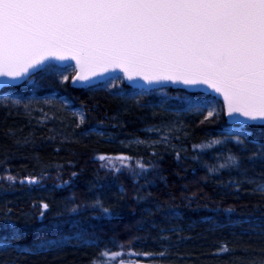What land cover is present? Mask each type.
I'll return each instance as SVG.
<instances>
[{
  "label": "trees",
  "instance_id": "1",
  "mask_svg": "<svg viewBox=\"0 0 264 264\" xmlns=\"http://www.w3.org/2000/svg\"><path fill=\"white\" fill-rule=\"evenodd\" d=\"M54 86L71 107L60 109L52 121L0 105V241L10 245L0 251V264H93L110 243L125 252L153 253L127 257L146 262L264 264V194L255 191L264 183V157L249 160L264 150V126L245 125L248 135L240 145L226 130L224 112L207 120L191 116L180 120V132L165 135L167 145L130 152L124 144L148 140L149 127L164 121L162 113L141 105L156 97L132 101L95 87H74L71 80ZM2 89L11 95L23 90ZM72 108L83 112L80 127ZM214 140L222 143L196 147ZM122 154L152 168L142 174L133 160H96ZM229 155L240 157L241 166L220 168ZM31 177L39 184L21 183ZM42 203L49 210L42 211ZM77 233L93 244L22 250ZM225 246L228 251H221Z\"/></svg>",
  "mask_w": 264,
  "mask_h": 264
},
{
  "label": "snow or ice",
  "instance_id": "2",
  "mask_svg": "<svg viewBox=\"0 0 264 264\" xmlns=\"http://www.w3.org/2000/svg\"><path fill=\"white\" fill-rule=\"evenodd\" d=\"M49 53L71 54L70 60H60L65 71L79 66L71 75L73 85L91 84L88 72L111 65L123 70L130 83L204 88L222 100L223 112L231 119L264 126V0H0V87L30 79L38 69L52 65L55 56L48 58ZM128 73H135V79ZM103 74L118 79L114 73ZM59 75L62 83L69 80V75ZM183 101L191 110L206 112L205 120L219 114L215 100L193 94ZM76 115L80 127L85 117ZM247 135L241 132L236 143L243 145L241 136ZM221 143L214 140L196 147ZM258 156L264 157V150L253 152L249 160ZM241 164L240 157L229 155L220 168ZM137 167L145 169L142 163ZM7 179L15 182L13 176ZM26 180L37 183L35 177ZM257 190L264 193V184ZM152 256L105 249L93 264H113L117 258L126 264L125 257ZM127 264L140 261L128 259Z\"/></svg>",
  "mask_w": 264,
  "mask_h": 264
},
{
  "label": "rangeland",
  "instance_id": "3",
  "mask_svg": "<svg viewBox=\"0 0 264 264\" xmlns=\"http://www.w3.org/2000/svg\"><path fill=\"white\" fill-rule=\"evenodd\" d=\"M65 67H66L65 64H54V63H52V65L50 66H46L40 72L35 74L32 78L19 84L23 89L22 93L20 94L11 95L8 94V92L7 93L3 92L4 90L0 88V105L8 104L14 107H21L23 108V111L25 113L35 116L41 122L52 121L60 109H63L64 107L66 108L71 107L69 101L58 95V92L54 86L55 82H57V84H62L61 76L59 75L60 72H63L64 75H69V80H71V75H76V66L75 69L68 68L67 71H65ZM113 84H115L116 87H113ZM125 85L128 86L125 78L122 75H120L118 76V79L113 78L104 82H98L94 85L85 86V87H95L96 89L105 90L107 92L113 93L114 95L132 101H137V98H145L149 96H154L157 98V102L148 103L147 105H143V104L141 105L145 106L146 108H150L153 111H159L160 113H162V117L164 121L160 122L157 125H153L149 127L148 140L136 139V140H131L126 144H124V148L130 152L131 151L136 152L137 147H144L147 150H152L159 147L160 145H167L166 140H164L163 138L166 137L165 136L166 134H176L180 132L182 127L180 120L182 118L191 117V116L205 117L207 115L206 112L201 114L194 110H191L189 105L183 101L184 97L191 96L195 93H189L185 90L169 88V87L151 89V88H139V87L130 86V88L128 89L125 87ZM201 96L204 99L215 100L218 113L220 114L221 112H223V103L217 97L209 93H203V95ZM5 97H8V99L5 100L4 99ZM14 100H19L20 103L14 104L13 103ZM65 101H67V103H64ZM69 111L74 117H76L78 121H79V116L76 115V113L83 114L81 109L72 108ZM245 125L246 124L229 125V127L226 130L229 134L239 135L241 132H244ZM171 148L173 150L175 149V147L173 146H171ZM100 156H106L111 159L112 158L115 159L116 157H131L130 160L135 161L136 165L140 163L145 165L144 170H141L138 167L141 170L142 174L147 173L152 168L151 164L149 163L146 164L142 158H134L128 154H122L114 157L107 155H100ZM100 156H97L96 160L102 162V160L99 159ZM39 182L40 181L37 179V183H33V184H39ZM255 191L264 194L258 191L257 188L255 189ZM43 204L46 203L41 204V210L42 211L49 210V207L46 210L43 209L42 208ZM72 243H77L79 245H90L93 244V241L87 238L84 233H77L75 236H64L59 239L48 240L46 238V240H42L38 243H34V245H32L31 247H24L22 248V250L33 253L44 252V251L59 249L66 245H71ZM9 247L10 245L7 242L0 241V251L5 250ZM105 249L111 251L121 250L120 246L114 245L113 243L105 245L102 251ZM125 260L126 261L128 260L127 257ZM113 263H115V261Z\"/></svg>",
  "mask_w": 264,
  "mask_h": 264
},
{
  "label": "water",
  "instance_id": "4",
  "mask_svg": "<svg viewBox=\"0 0 264 264\" xmlns=\"http://www.w3.org/2000/svg\"><path fill=\"white\" fill-rule=\"evenodd\" d=\"M53 55L55 56V59L53 60V63L54 64H64L60 60V57L61 56H63V59L65 61L70 60V57H71V54L70 53H55V54H50L49 53V54H46V56L48 58H52ZM41 70L42 69H38L37 72L34 73V75L37 74L38 72H40ZM78 71H79V66L77 65L76 66V74L78 73ZM105 72H107V73H114V75L116 77H118L120 75H122L123 77H125V73H124L123 70L115 71L114 68L111 65H109L106 69L105 68H96L93 72H88L87 73V77L90 80H92L91 84H83V85L77 84V85H73V86L74 87H85V86L94 85V84H96L98 82H104V81H107L109 79H113V76H111V75H104L103 73H105ZM128 74L129 75H132L133 76V79H135V75H136L135 73H128ZM93 76L98 77V79H92ZM26 80H28V79H26ZM26 80H24V81H26ZM24 81H21V82L15 84V85L3 86V87H0V88L10 87V86H16V85H19L20 83H23ZM126 83L128 84V86H131V87L151 88V89L167 88V87H169V88H175V89L185 90V91H187L189 93H209V94L214 95L210 91H206L204 88H185L182 84H171V83H168V84H162V85H152V86H149V85L143 84V81L142 80L141 81H138L136 83H130L128 80H126ZM220 101H222V100H220ZM225 117H226V121H227L228 125H240L241 124L240 121H239V119L233 120L230 117H228L227 115ZM24 182H27V181H24ZM113 264H119V261L118 262H115ZM126 264H127V261H126ZM140 264H159V263L140 261Z\"/></svg>",
  "mask_w": 264,
  "mask_h": 264
},
{
  "label": "flooded vegetation",
  "instance_id": "5",
  "mask_svg": "<svg viewBox=\"0 0 264 264\" xmlns=\"http://www.w3.org/2000/svg\"><path fill=\"white\" fill-rule=\"evenodd\" d=\"M144 262H146V261H144ZM153 263H159V264H162L161 262H153Z\"/></svg>",
  "mask_w": 264,
  "mask_h": 264
},
{
  "label": "bare ground",
  "instance_id": "6",
  "mask_svg": "<svg viewBox=\"0 0 264 264\" xmlns=\"http://www.w3.org/2000/svg\"><path fill=\"white\" fill-rule=\"evenodd\" d=\"M2 251V250H1Z\"/></svg>",
  "mask_w": 264,
  "mask_h": 264
}]
</instances>
